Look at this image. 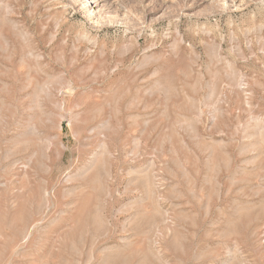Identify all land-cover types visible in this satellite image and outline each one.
Returning <instances> with one entry per match:
<instances>
[{"label": "rangeland", "instance_id": "1", "mask_svg": "<svg viewBox=\"0 0 264 264\" xmlns=\"http://www.w3.org/2000/svg\"><path fill=\"white\" fill-rule=\"evenodd\" d=\"M217 1L0 0V264H264V7Z\"/></svg>", "mask_w": 264, "mask_h": 264}, {"label": "bare ground", "instance_id": "2", "mask_svg": "<svg viewBox=\"0 0 264 264\" xmlns=\"http://www.w3.org/2000/svg\"><path fill=\"white\" fill-rule=\"evenodd\" d=\"M103 1L104 0H67V2H69V4H71V6H73V5L77 6V10H79V12L86 19V21L91 26H93L96 30L98 28H100L99 26L101 24L100 8L102 6ZM217 3H218V6L220 8L219 14L242 12V11L247 10L251 4H253L254 6L260 7V8L264 7V0H218ZM65 7H67V5L64 6V9H66ZM70 8H74V7H70ZM74 10H75V8H74ZM1 20H3V22H5L6 24H9V25L14 24L15 25L14 21H12L10 19V17H8V16H4ZM262 26H264V22H263ZM262 26H260V27H262ZM79 38L83 41H86V42L92 44V45H95V40L90 39L85 35H81ZM261 127L262 126H260V128ZM262 129H264V128H262Z\"/></svg>", "mask_w": 264, "mask_h": 264}]
</instances>
